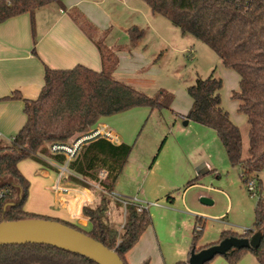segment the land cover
Segmentation results:
<instances>
[{
	"label": "trees",
	"instance_id": "1",
	"mask_svg": "<svg viewBox=\"0 0 264 264\" xmlns=\"http://www.w3.org/2000/svg\"><path fill=\"white\" fill-rule=\"evenodd\" d=\"M152 14L162 15L182 34H188L212 49L221 65L238 75V89L231 98L238 101L237 110L248 123L247 157H242V140L238 127L231 121L220 104L218 90L222 85L213 71L205 78H197L186 93L190 106L182 118L215 130L232 166L240 170L243 182L257 181V199L254 205L252 229L242 234L222 230L217 241L198 245L202 227L192 229L191 251L197 252L228 237H245L260 231L262 237L257 248H231L222 257L235 264L241 256L251 253L259 264H264V196L258 174L264 171V0H142ZM56 5L63 8V0H0V23L17 15L31 16L40 8ZM74 23L97 48L101 69L93 70L84 65L66 69L44 67L43 85L35 99H22L15 91L10 98L22 99L26 120L9 141H0V189L7 187L11 193L0 202V221L24 218H44L24 210L29 181L21 173L18 163L25 159L49 166L45 157L63 162L62 155L48 151V145L66 142L94 128L103 117L124 113L135 108L154 110L170 109L174 96L163 89L148 95L114 77L118 52H132L144 36V29L132 25L127 29L126 45L108 46L107 31L98 28L78 9L67 10ZM33 26V20H32ZM159 146V150L162 147ZM133 144H113L103 138L86 141L68 169L81 175L84 181L98 182L100 197L109 199L107 193L113 185L132 150ZM154 155L152 162L156 159ZM99 171L105 176L100 178ZM72 180L83 183L73 176ZM191 180L188 185L194 184ZM255 182V181H254ZM17 201L9 205L8 202ZM173 197L166 196L172 203ZM82 212L91 223L89 230L57 220L82 231L114 250L123 264L126 253L138 242L151 224L145 209L138 212L128 205L123 226H111L104 222L99 211L83 207ZM56 220V219H53ZM0 264H96L80 255L42 244L0 245ZM141 264H148L144 261ZM172 264H189L179 260ZM204 264H209L206 262Z\"/></svg>",
	"mask_w": 264,
	"mask_h": 264
},
{
	"label": "rangeland",
	"instance_id": "2",
	"mask_svg": "<svg viewBox=\"0 0 264 264\" xmlns=\"http://www.w3.org/2000/svg\"><path fill=\"white\" fill-rule=\"evenodd\" d=\"M138 1L146 13L133 9L129 12L144 29V36L132 52L119 56L115 78L148 95L159 89L167 90L174 99L170 109L154 110L139 117L133 114L122 116L125 129L137 124L132 138L128 139L133 147L117 180V189L133 192L145 203H156L147 205L151 217L149 229L159 240H155L156 245L159 244L163 253L168 254L175 249L180 251L183 246L189 247L195 224L202 227L198 244L215 240L222 230L240 233L252 228L257 181L247 179L243 182L239 168L230 164L215 130L190 120L185 124L186 119L178 115L189 108L187 87L213 71L214 76L222 81L218 90L220 104L238 127L242 157H247L248 123L244 114L237 110L238 101L231 98L232 92L238 89V75L223 67L216 53L206 44L182 34L166 18L152 14L142 0ZM106 31L109 41L122 42L118 27L108 25ZM108 125L120 136L119 129L110 122ZM156 153V160L152 162ZM202 163L209 171L195 177V168ZM23 164L34 165L28 159L22 160L20 165ZM24 172L31 176L28 167ZM194 179L196 184L187 186ZM258 180L264 196V171L258 174ZM251 181L254 189L249 187ZM29 190L30 181L24 202V209L28 211L38 201L34 196L29 197ZM167 195L173 197V203L166 201ZM182 198L186 207L181 203ZM201 198H208L212 203H202ZM16 201L17 198L13 200ZM228 201H231L230 207ZM191 210H201L205 214L199 213L202 217L197 221ZM214 261L215 264H230L222 256H217Z\"/></svg>",
	"mask_w": 264,
	"mask_h": 264
},
{
	"label": "crops",
	"instance_id": "3",
	"mask_svg": "<svg viewBox=\"0 0 264 264\" xmlns=\"http://www.w3.org/2000/svg\"><path fill=\"white\" fill-rule=\"evenodd\" d=\"M63 6L61 8L49 5L36 10L32 16L23 13L0 23V141H9L25 123L26 115L23 111L22 99H35L38 96L43 85L45 66L66 69L80 64L97 71L101 69V59L97 48L70 18L67 13L68 9H78L100 29L106 30L108 25L118 27L123 37L122 42L109 41L110 36L106 34L105 43L108 46L128 43L127 29L132 25L138 26V22L131 17L130 9L146 13L145 7H142L143 5L138 0H63ZM124 53L128 52H118V57ZM15 91L20 94L22 99L8 97ZM149 113L148 109L135 108L118 115L103 117L100 123L108 125L110 122L114 128L120 130L121 142L129 143L128 139L132 138L137 122L134 125H128L125 129L121 121L122 116L133 114L139 117V115L143 116ZM185 113H178V115L181 116ZM188 121L185 120V124ZM112 130L115 132L114 129ZM45 160L49 166H43L33 160L30 161L34 165L30 164V166L18 163L19 170L30 181L29 197L34 196L38 199L36 206L30 208L29 211L26 210L27 212L32 211L30 213L69 222L81 229L89 230L91 223L82 212L83 207H88L99 211L107 224L121 228L125 222L126 213L118 204L100 197L98 182L84 181L81 175L68 169V173L61 183L69 187L70 190L56 192L54 186L58 174L54 164L58 162L48 157H45ZM27 167L32 172L31 176L24 172ZM195 170V177L209 171L204 163L196 166ZM100 174L103 176L101 177ZM98 175L103 178L105 172L99 171ZM70 176L84 181L85 184L75 182ZM117 180L113 185L114 191L125 196H137L133 192L118 190ZM181 203L186 207L184 198L181 199ZM230 206L231 201H228V207ZM191 211H193L191 215H195L197 221L202 217L199 216V213L205 214L201 210ZM242 232L243 230L240 234ZM218 238L219 236L215 240L198 245L204 246L213 243ZM155 240L158 239L148 227L138 242L126 253L127 264H141L144 261H148V264H172L179 260H188L189 247L183 246L180 251L175 249L166 254L160 249L159 244L156 245ZM217 256L214 258L216 259ZM214 258L209 261V264H215ZM236 264L259 263L251 253H246L240 257Z\"/></svg>",
	"mask_w": 264,
	"mask_h": 264
},
{
	"label": "water",
	"instance_id": "4",
	"mask_svg": "<svg viewBox=\"0 0 264 264\" xmlns=\"http://www.w3.org/2000/svg\"><path fill=\"white\" fill-rule=\"evenodd\" d=\"M201 202L211 203L206 198H201ZM261 237L262 233L256 231L249 238H225L197 252L191 251L188 263L204 264L217 255H224L231 248H257ZM28 243L52 246L90 259L96 264H123L114 250L108 249L100 241L57 220L36 217L0 221V245Z\"/></svg>",
	"mask_w": 264,
	"mask_h": 264
},
{
	"label": "built area",
	"instance_id": "5",
	"mask_svg": "<svg viewBox=\"0 0 264 264\" xmlns=\"http://www.w3.org/2000/svg\"><path fill=\"white\" fill-rule=\"evenodd\" d=\"M96 138H103L113 144L121 143L120 136L114 132L108 125L105 123H98L94 128L90 129L89 131L72 138L66 142H56L51 143L48 145V151L54 155H62L64 160L61 163L54 164L57 168V182L54 186V190L58 191H68L70 190L69 187L64 186L61 181L65 178V175L68 173V163L73 161L77 156L81 146L88 140L96 139ZM10 140V139H9ZM102 177L103 175L100 174ZM254 182H249L250 189H254ZM11 193V190L7 187L0 189V202L5 199ZM111 201L118 204L126 213V209L128 205H134L138 212H141L147 209V205H156L155 202L148 203L144 202L137 196H125L122 195L114 190L109 191L107 193ZM123 224L121 225V227ZM246 230L243 229V232Z\"/></svg>",
	"mask_w": 264,
	"mask_h": 264
}]
</instances>
